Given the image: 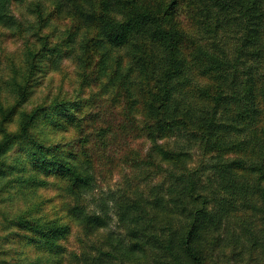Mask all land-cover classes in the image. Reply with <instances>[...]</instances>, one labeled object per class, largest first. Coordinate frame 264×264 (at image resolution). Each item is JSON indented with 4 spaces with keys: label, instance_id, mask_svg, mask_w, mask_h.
<instances>
[{
    "label": "trees",
    "instance_id": "1",
    "mask_svg": "<svg viewBox=\"0 0 264 264\" xmlns=\"http://www.w3.org/2000/svg\"><path fill=\"white\" fill-rule=\"evenodd\" d=\"M241 1L245 8L241 11L244 15L254 16L259 11V6H264V0ZM10 2L11 0H0V25L21 28V23L10 14ZM67 2L76 7L82 16L81 19L85 18L82 20L87 24L98 23V28L93 32L94 36L85 40L84 48L94 43L103 53V59H99V64H102V75L110 73L104 84L106 90L123 77L121 75L124 72L135 74L137 63L143 62L149 56L147 53L149 41L154 42L165 54L154 66L151 58L148 62L149 69L142 67L140 78L134 84L140 87V90L136 91L139 93L136 94L143 96V102L138 99L127 100L125 113L122 118L119 117V123L116 120L117 115H114L113 120L81 137L80 141L87 142L92 136H97V141L108 146L110 143L120 142L122 136L126 134L127 127L141 128L144 131L146 129L147 136L154 144L151 154L159 157L162 163L181 170L180 175L176 177L175 171H169L170 183L165 187L166 194H159L160 197L153 201L149 198V201L142 198L131 199L126 194L118 196L112 194V211L126 228V233L124 236L117 235L111 238L112 248L117 252L116 256L113 251L104 250L101 255L99 254L102 256L99 262L95 263L98 255L91 257L87 264H147L150 258L154 262L166 260L167 264H219L217 258L213 259L215 246L234 247V236L230 242L213 236L210 241V259L208 252L205 256L201 251L205 236L219 229L224 223L223 220L229 218L234 220L236 217L234 203L237 199L240 200L239 204L264 210V163L253 162L254 156L264 162V108L255 107L262 102L255 87L247 84L243 88H238L240 94L236 102L241 106L240 98H246L248 108L244 109L240 117L234 118V124L231 126H234L238 133L244 130L252 132V140L242 139L243 135H240V139L231 143L230 150L246 157L249 164L239 158L222 161L223 152H231L223 144L225 132L219 131L215 134V127L210 125L218 113L216 109L226 101L224 89L215 87L210 90V86H202L198 91V97H195L191 93L186 75L191 59L204 60L206 62L203 71L211 80L218 81L220 72L216 74L214 72L219 69L222 62L213 52L190 37L182 35L175 22V18L187 14L189 9L192 12V22L199 12L203 14L208 11L207 3L205 0H67ZM120 15L123 17L121 20ZM74 22L81 28L86 26L81 20L78 22L74 19ZM87 28V32L91 33L92 26ZM248 29L256 36L253 41L264 36V32L258 33L257 28ZM76 30L75 27L71 28L62 43L53 44L52 37L46 35L42 37L41 47L29 48L27 70L21 81L16 80L14 83L13 91L17 92L18 99L9 107L0 102V173L9 172V169L15 170L19 165L25 170L30 168L27 176L14 177L13 181L18 183V186L25 183V187L19 188L25 189L24 194L28 196L35 192L37 187L47 185L48 177L67 182V190L76 199L97 189L93 174L83 168L80 164L82 159L76 152L61 150L59 144L46 145V141L42 139L43 130L46 128L67 132L74 126L81 125L82 121L86 120L84 115L90 105L89 102L83 108L81 102L60 99L59 96H54L51 102L49 100L51 96L47 95L32 110L24 107L35 94L36 88L41 86L40 74L54 67L60 57L74 53L72 43ZM196 47H199V52H194ZM122 49H129L128 60L132 61L130 66L123 64L128 56L125 53L124 56L121 54ZM259 51L258 48L255 56H259ZM116 53H120L118 57L115 56ZM87 57L83 62L88 69ZM226 76L230 77L228 74ZM17 77L16 75L15 78ZM198 98L206 101L200 110L194 105V102L200 101L196 100ZM94 116L101 118L102 115ZM139 117L142 126L137 123ZM16 118L18 123L13 130L11 127ZM257 121L260 125L263 124L260 126L262 138L258 136L256 130L259 127L258 123L255 125ZM179 126H187L194 132L201 133L203 150L218 152V162L213 167L218 172L220 180L216 186L211 177L208 176V183H205L197 169L187 167L188 153H175L157 144V139L170 137L173 130ZM33 132L35 134H32ZM254 134L259 139L253 140ZM12 151L15 152L11 153ZM82 154L87 158V148L83 149ZM183 169L185 171H182ZM158 188L163 192L160 185ZM221 192H226V195L222 196ZM52 200L44 195H38L36 200L30 201L24 209L14 213L11 219L6 218V224L11 226L12 230L8 233L9 237H4L5 241L17 243L27 250L20 251L24 258L17 264L41 262L64 264L67 251L65 243L72 233V226L80 224L87 233H94L108 227L112 221L108 211L109 204L102 203L95 212L86 211L80 205H69L68 208V205L64 204L66 209L68 208L67 211L59 208L49 213L46 206ZM177 215L184 220L176 221ZM221 241L223 244H220ZM1 252L3 251L0 248ZM29 253L36 255L35 261L30 259Z\"/></svg>",
    "mask_w": 264,
    "mask_h": 264
},
{
    "label": "rangeland",
    "instance_id": "2",
    "mask_svg": "<svg viewBox=\"0 0 264 264\" xmlns=\"http://www.w3.org/2000/svg\"><path fill=\"white\" fill-rule=\"evenodd\" d=\"M205 2L208 5V11L203 14L199 12L192 22L190 9L187 14L175 18V22L182 35L190 37L205 49L213 52L216 58L222 62L219 69L214 72L215 74L220 72L218 81L214 82L203 71V65L206 62L204 60L191 59L186 75L191 93L195 97H198V91L202 86L208 85L210 90L215 87L224 89L226 101L216 109L218 113L210 126L215 127V134L219 131L225 132L223 144L230 150L231 143L240 139V135H243L242 139L252 140V132L244 130L242 133H238L237 129L231 126L234 124V118L240 117L241 113L245 111L244 109L248 108L246 98H240L241 106L237 104L236 101L240 94L238 88H243L247 84L255 87L262 100L261 103L256 101L259 104L255 107L257 109L264 108V36L253 41L256 36L248 29V27L257 28L258 33L264 32V6H259L256 15L249 16L241 12L245 9L241 0H205ZM10 14L21 23V28L0 25V102L6 107L14 104L18 99L17 92L13 91L14 83L16 80L21 81L27 70L29 63L27 50L41 47L42 37L46 35L52 37L53 44L62 43L69 30L77 28L72 43L74 47L72 52L74 53L60 57L55 66L53 65L54 67H50L47 72L40 74L41 86L36 88L35 94L24 107L32 110L47 95L51 96L49 99L51 102L54 96H59L60 99L81 102L83 108L89 102L90 105L86 108L84 115L86 120H83L81 125H76L67 132L51 128L43 130V134L42 129L40 132L46 145L59 144L61 150L70 153L76 152L82 159L80 164L83 168L93 174L97 189L76 199L67 190V182L43 176L47 179V185L37 187L35 192H31L28 196L24 194L25 189L19 188V186L25 187V183L18 186V183L13 181H15L14 177L27 176L26 173L30 168L25 170L23 166L19 165L15 170L2 171L0 173V248L3 252L0 253V264H17L20 259L24 258L20 251H27L26 249L17 243L6 242L4 239L5 236L9 237L8 233L12 230L11 226H7L6 218L11 219L14 213L24 209L30 201L36 200L38 195L53 199L46 206L49 213L59 208L66 209L64 204H67L68 208L69 205H80L89 212H95L102 203L109 204L108 211L112 216L110 219L112 221L108 227L94 233H87L83 226L75 224L65 243L67 251L64 264H87L91 261V257L101 255L104 250L114 252L111 238L117 235L124 236L126 233V228L112 211V194L115 196L126 194L131 199L148 200L149 198L150 201H153L156 197L166 194L165 187L170 183L169 171H175L174 177L180 175L181 170L162 163L159 157L151 154L154 144L147 136L146 129L144 131L141 128L127 127L126 134L122 136L121 141L110 143L108 146L97 141V136H92L87 142L80 141L81 137L100 126H105L107 121L113 120L114 115H117L116 120L119 123L125 113L127 100L138 99L143 102V96L136 94L139 93L136 91L140 90V87L138 88L134 84L140 78L142 67L149 69L148 62L151 58L152 66H154L157 60L162 59L165 54L161 49H158L154 42L150 43L149 41L147 44L149 56L143 62L137 63L135 72L137 76L134 73L130 75L124 72L121 75L123 77L106 90L104 84L109 79L110 73L102 75V64H99V59H103V53L94 43H90L87 48H84L86 39L94 36L93 32L98 28L97 22L87 24L82 20L85 18L81 19L82 16L76 7L67 0H20L19 2L11 0ZM198 17L200 20H197ZM122 18L120 15L119 19ZM74 19H77L78 22L81 20L86 28L92 26V32L88 33L86 28H81L79 24L76 26ZM258 48L260 49L259 56H255ZM128 50L122 49L121 54L124 56L125 53L128 56L123 62L124 66L132 64V61L128 60L130 57ZM194 50V52H199V47ZM119 54L116 53L115 56L118 57ZM86 57L88 69L85 68L83 62ZM207 65L210 64L207 63ZM225 73L230 77H227ZM80 91L83 95L80 94ZM82 96L84 97L82 98ZM196 100H200L194 102L196 109L200 110L205 106V100L199 98ZM95 114L102 116L101 118L95 117ZM17 123L16 118L11 127L13 130L16 129ZM137 123L143 125L140 117L137 118ZM257 123L258 121L255 122V125ZM260 126L263 124H259L256 130L258 136L262 138ZM201 136V133H196L187 126H179L173 130L170 137L157 139V144L169 148L175 153H188L187 167L197 169L205 183H208V176L211 177L214 186H216L215 184H218L220 180L218 172L213 167L218 162L219 154L217 151L203 150ZM256 139L259 138L254 134L253 140ZM84 148H87L88 151L87 158L82 154ZM230 151V153L223 152L222 161L239 158L247 165L249 164L246 157L235 154L234 150ZM253 162L264 163L257 156H254ZM34 174L31 173V175ZM159 185L163 192L158 188ZM221 195L225 196L226 192H221ZM239 203V199L234 203L236 213V217H233L234 220L232 218L223 220L224 223L219 229L208 233L203 240L201 251L205 256L208 252V259H210V241L213 236L223 238L224 242H230L234 236V247L215 246L214 260L217 258L219 264H264V210L250 208V205L244 206ZM175 219L176 221L184 220L179 215ZM229 221L231 223L228 224ZM227 224L228 227L225 229ZM220 244H223V241ZM100 255L95 263L101 260L102 256ZM114 255L116 256L117 252H114ZM29 257L33 261L36 260V255L33 253H29ZM39 264L48 263L41 262ZM147 264H167V261L154 262L150 258Z\"/></svg>",
    "mask_w": 264,
    "mask_h": 264
}]
</instances>
